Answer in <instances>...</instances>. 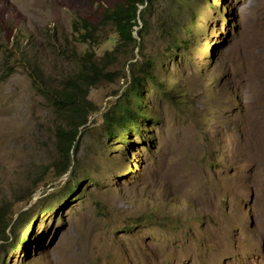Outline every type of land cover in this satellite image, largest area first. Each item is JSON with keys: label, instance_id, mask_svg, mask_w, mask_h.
Masks as SVG:
<instances>
[{"label": "rangeland", "instance_id": "1", "mask_svg": "<svg viewBox=\"0 0 264 264\" xmlns=\"http://www.w3.org/2000/svg\"><path fill=\"white\" fill-rule=\"evenodd\" d=\"M121 1L0 0V207L12 226L27 213L0 264H264V0L155 2L134 38L165 96L143 85L136 126L111 140L93 115L68 153L75 176L52 177L62 122L32 80L60 88L88 51L72 23L97 27ZM111 48L101 41L97 56ZM133 55L125 47L115 78L91 91L100 111ZM68 180L72 194L57 193Z\"/></svg>", "mask_w": 264, "mask_h": 264}, {"label": "trees", "instance_id": "2", "mask_svg": "<svg viewBox=\"0 0 264 264\" xmlns=\"http://www.w3.org/2000/svg\"><path fill=\"white\" fill-rule=\"evenodd\" d=\"M157 1L159 0H122L112 7L103 9L101 21L97 27L83 19L75 20L72 23L73 32L76 34L75 39L77 42L87 44L88 51L86 50L76 57L74 71L67 76L60 88L53 91L46 86L41 87L40 83L32 80L39 94L45 96L47 92L46 97L51 104V108L62 122V126L55 130V137L57 139V148H59V151L64 152L65 160L51 167L54 179L62 177L69 171L71 177L75 176L68 153L71 148L75 147L78 134H81L89 125L93 127L95 124L93 121L90 122L93 115L98 116L102 131L111 140L136 126L137 120L141 115V112H139L141 109L131 110L130 100L132 98L137 101L142 100L141 91L143 85H146L149 81L153 85L155 84L154 86L152 85L154 87L153 90L165 96L166 91H164L163 83L156 82L154 76L151 75L155 61L142 53L143 47L133 37V32L139 27L138 22L142 24L141 34L147 30L145 16ZM166 23L168 25L164 26L163 38L170 40L173 38L172 32L175 25L171 20L166 21ZM107 25L113 28L111 35L99 40L100 36L97 35V32H99L101 27ZM178 28L180 29V26ZM136 35L137 38L142 40L140 34L137 33ZM101 41L108 42L112 48L106 50L101 56H97L96 48ZM176 43L177 41L173 39V47L168 51V58L174 54V49H179ZM185 43L184 40H181L179 46L184 47ZM127 46H131L133 52L137 49L140 61L135 60L134 55L132 56L130 60H135V62L127 65L129 68V80H126L125 74H122L125 79L123 85L126 84L123 92L119 98L100 111L89 99L90 93L99 83L103 81L110 82L115 78V73H109L107 69L115 64L117 58ZM92 127L87 128V130ZM70 181L68 180L63 187L59 188L57 193L64 190V192H68V195H71L74 191V186L78 185V181H75L74 186ZM46 199L47 196L43 200L45 201ZM26 214H20V218L12 226L11 217L3 207H0V242H5L8 239L6 232H10L13 238H16L15 225Z\"/></svg>", "mask_w": 264, "mask_h": 264}, {"label": "water", "instance_id": "3", "mask_svg": "<svg viewBox=\"0 0 264 264\" xmlns=\"http://www.w3.org/2000/svg\"><path fill=\"white\" fill-rule=\"evenodd\" d=\"M140 9H142V8H140ZM135 32H136V29H135V31L133 32V37H135V35H136Z\"/></svg>", "mask_w": 264, "mask_h": 264}, {"label": "bare ground", "instance_id": "4", "mask_svg": "<svg viewBox=\"0 0 264 264\" xmlns=\"http://www.w3.org/2000/svg\"><path fill=\"white\" fill-rule=\"evenodd\" d=\"M248 117V116H247ZM245 123H246V121H245ZM245 123H244V125H245ZM249 123V122H248ZM3 128V127H2ZM13 129V128H12ZM9 133V132H8Z\"/></svg>", "mask_w": 264, "mask_h": 264}]
</instances>
